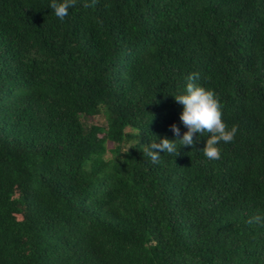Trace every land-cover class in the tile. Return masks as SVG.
I'll return each mask as SVG.
<instances>
[{
    "label": "trees",
    "instance_id": "obj_1",
    "mask_svg": "<svg viewBox=\"0 0 264 264\" xmlns=\"http://www.w3.org/2000/svg\"><path fill=\"white\" fill-rule=\"evenodd\" d=\"M51 2L0 0V264H264V0ZM192 73L238 133L153 163Z\"/></svg>",
    "mask_w": 264,
    "mask_h": 264
},
{
    "label": "clouds",
    "instance_id": "obj_2",
    "mask_svg": "<svg viewBox=\"0 0 264 264\" xmlns=\"http://www.w3.org/2000/svg\"><path fill=\"white\" fill-rule=\"evenodd\" d=\"M93 5L96 0H92ZM77 5V0H52L50 8L54 11L55 16L64 21L69 15V9ZM85 7L91 5L85 4ZM199 79V73H192L187 77L186 94H178L174 97L176 103L183 106V112L180 120L187 128L182 139L169 140L167 138L152 141L145 149L146 154L151 158L153 163H158L160 153H168L170 155H179L177 142L180 146L194 147L198 142V136L208 135L205 147L202 150L203 155L208 160H220L222 156V148L219 147L221 142L227 144L234 141L238 126L233 125L229 128L228 124L223 121V104L219 96L214 90L206 89L195 83ZM170 130L175 136H180V129L175 125H171ZM194 137H197L194 140ZM249 224L255 223L264 227V213H258L251 217Z\"/></svg>",
    "mask_w": 264,
    "mask_h": 264
},
{
    "label": "rangeland",
    "instance_id": "obj_3",
    "mask_svg": "<svg viewBox=\"0 0 264 264\" xmlns=\"http://www.w3.org/2000/svg\"><path fill=\"white\" fill-rule=\"evenodd\" d=\"M86 123L87 124H98V125H102L105 126V119L103 115H97L94 117H89L86 119ZM110 148V146H109ZM107 157H109V154L106 155Z\"/></svg>",
    "mask_w": 264,
    "mask_h": 264
}]
</instances>
